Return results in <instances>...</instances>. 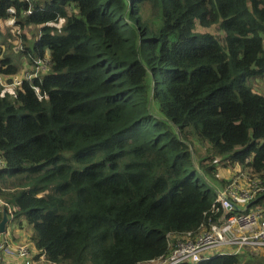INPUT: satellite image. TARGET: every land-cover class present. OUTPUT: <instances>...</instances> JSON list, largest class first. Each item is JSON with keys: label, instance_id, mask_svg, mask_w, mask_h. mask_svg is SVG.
Listing matches in <instances>:
<instances>
[{"label": "trees", "instance_id": "trees-1", "mask_svg": "<svg viewBox=\"0 0 264 264\" xmlns=\"http://www.w3.org/2000/svg\"><path fill=\"white\" fill-rule=\"evenodd\" d=\"M32 1L25 17L0 0L14 27H42L21 52L50 65L48 99L0 87V198L49 262L164 259L223 216L215 158L264 178V96L247 86L264 78V0ZM22 70L0 47V77Z\"/></svg>", "mask_w": 264, "mask_h": 264}, {"label": "built area", "instance_id": "built-area-1", "mask_svg": "<svg viewBox=\"0 0 264 264\" xmlns=\"http://www.w3.org/2000/svg\"><path fill=\"white\" fill-rule=\"evenodd\" d=\"M29 7L22 15L32 14L31 0ZM9 14L14 16V10L9 9ZM15 18L10 19V24L15 26ZM20 31L21 28L17 27ZM21 36V33H17ZM22 37H20V41ZM20 51H24V45L20 42ZM49 70V57L38 58L30 67L22 70L19 74L9 77H0V87L3 93L9 87H15V91L28 83L39 99H48L41 95V89L35 81H42ZM10 79V81H8ZM10 82V83H9ZM9 93L14 94L15 93ZM5 162L0 160V170ZM264 197V178L251 176L247 181H240L232 177L222 190L217 191L216 203L219 204L223 216L217 223L212 224L209 229L198 234L187 233L172 243L171 254L164 258L152 261L148 264H202L205 261L218 259L226 256H240L248 250L259 251L264 249V210L256 206L258 199ZM11 214L10 206L0 198V211ZM8 223L14 222L13 216H8ZM44 256L40 261L29 250L27 246L15 247L11 238H0V260L3 258L17 257L22 264H56L49 262Z\"/></svg>", "mask_w": 264, "mask_h": 264}, {"label": "rangeland", "instance_id": "rangeland-1", "mask_svg": "<svg viewBox=\"0 0 264 264\" xmlns=\"http://www.w3.org/2000/svg\"><path fill=\"white\" fill-rule=\"evenodd\" d=\"M59 24H62L60 21ZM41 26L31 24L28 27H24L21 29V31L17 27H13L10 24V19L3 18L0 16V47L3 49V56L9 57L13 63L23 66V70L30 67L28 64V56L24 53H22L19 50L20 45V37L25 36L26 39L23 43L26 48H28L30 51L33 50L34 42L38 39V36L40 35ZM197 31L199 32H209L218 36L222 35V32L216 30L215 27L210 29H205L200 26L197 27ZM17 33H21V36H17ZM50 66V65H49ZM247 86L252 88L253 93H257L261 96H264V78L262 79H255L247 81ZM8 93H12L15 91V87H9L6 90ZM195 150H199V154H197L194 157L195 163H199V155H204L207 153V149L205 147L199 146L195 147ZM213 160H208L207 163H212ZM214 165L216 169V175L221 180H225V184H223L222 188H225V186L228 183V180L232 177L239 178L240 181L244 182L247 181L251 176H257L254 175L250 169L246 168L245 166H241L239 164L233 163L231 160L226 159L224 161L221 160V158L217 157L214 159ZM216 188H220L218 185L214 184ZM15 224V226H14ZM29 225L25 219L21 220H15L13 222V231L14 229H18L20 225ZM8 226V225H7ZM22 229L26 232H28L29 235H31L30 230L32 234L34 233V230L29 225V229H25L23 226H21ZM21 230V229H20ZM21 234L24 237V239H28L27 235L21 230ZM12 240V239H11ZM243 258L244 264H264V256H262L260 253H258L255 250H248L243 255H240Z\"/></svg>", "mask_w": 264, "mask_h": 264}, {"label": "crops", "instance_id": "crops-1", "mask_svg": "<svg viewBox=\"0 0 264 264\" xmlns=\"http://www.w3.org/2000/svg\"><path fill=\"white\" fill-rule=\"evenodd\" d=\"M261 208L264 210L263 206ZM22 219H24V218H22ZM14 226H15V224H14ZM14 226H13V222L10 223L8 226L6 225V231H5L4 234L0 233V238H4V237L11 238L12 239V243L14 244L15 247H17V246H27L29 248V250L36 256V260L40 261L41 258L44 256V253H43L44 250L36 248L35 243L31 239L32 232H31L30 228L28 227L29 225H27V224L20 225L18 229H14V231H13L12 229H13ZM21 226H23L25 229H29L31 235H29L28 232L24 231ZM20 229L27 235L28 239H24L25 236H23L21 234V230ZM257 252L260 253L262 256H264V249H261V250H259ZM0 264H22V262L17 257H11V258H7L6 257V258H3V259L0 260ZM41 264H46V263L42 262Z\"/></svg>", "mask_w": 264, "mask_h": 264}, {"label": "water", "instance_id": "water-1", "mask_svg": "<svg viewBox=\"0 0 264 264\" xmlns=\"http://www.w3.org/2000/svg\"><path fill=\"white\" fill-rule=\"evenodd\" d=\"M9 219H8V214L6 211L3 212V218L0 222V233L4 234L6 231V225L8 223Z\"/></svg>", "mask_w": 264, "mask_h": 264}]
</instances>
